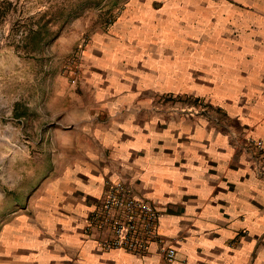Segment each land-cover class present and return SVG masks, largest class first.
<instances>
[{"label": "crops", "instance_id": "1", "mask_svg": "<svg viewBox=\"0 0 264 264\" xmlns=\"http://www.w3.org/2000/svg\"><path fill=\"white\" fill-rule=\"evenodd\" d=\"M81 64L72 124L17 172L0 264H167L156 244L140 256L83 234L106 179L157 205L172 264H264V153L241 148L264 147V0H128ZM169 95L223 116H183Z\"/></svg>", "mask_w": 264, "mask_h": 264}, {"label": "rangeland", "instance_id": "2", "mask_svg": "<svg viewBox=\"0 0 264 264\" xmlns=\"http://www.w3.org/2000/svg\"><path fill=\"white\" fill-rule=\"evenodd\" d=\"M127 2L0 0V233L27 155L72 124L84 47Z\"/></svg>", "mask_w": 264, "mask_h": 264}, {"label": "built area", "instance_id": "3", "mask_svg": "<svg viewBox=\"0 0 264 264\" xmlns=\"http://www.w3.org/2000/svg\"><path fill=\"white\" fill-rule=\"evenodd\" d=\"M163 104L186 117L200 116L214 120L223 116L207 102L190 96L169 95L163 98ZM212 112L215 115H212ZM241 148L247 153L263 157L264 147L261 139L244 137ZM256 157H253L256 160ZM161 211L150 199L137 193L124 180L104 181L100 197L89 211L82 228L83 234L94 238L104 251L122 250L135 255H146L152 244H156L159 253L167 264L176 258L174 245L167 242L159 232Z\"/></svg>", "mask_w": 264, "mask_h": 264}]
</instances>
